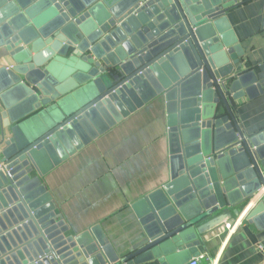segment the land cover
<instances>
[{
    "label": "water",
    "instance_id": "water-1",
    "mask_svg": "<svg viewBox=\"0 0 264 264\" xmlns=\"http://www.w3.org/2000/svg\"><path fill=\"white\" fill-rule=\"evenodd\" d=\"M247 1L0 0L16 63L0 72V92L9 89L0 264H185L199 257L206 231L234 225L264 191V132L248 136L233 113L258 83L240 70L244 52L227 18ZM160 96L171 180L133 206L146 242L119 260L99 227L77 234L58 220L41 179Z\"/></svg>",
    "mask_w": 264,
    "mask_h": 264
},
{
    "label": "crops",
    "instance_id": "crops-1",
    "mask_svg": "<svg viewBox=\"0 0 264 264\" xmlns=\"http://www.w3.org/2000/svg\"><path fill=\"white\" fill-rule=\"evenodd\" d=\"M227 18L244 52L240 70L253 72L258 82L252 98L234 102L233 113L241 130L255 136L264 132V0H249L230 10ZM9 41L0 31V72L16 66ZM8 90L0 92V112L6 114L1 96ZM167 117L166 101L160 96L108 128L41 179L58 220L77 234L99 227L119 260L146 242L144 226L133 206L171 180ZM100 120L101 126H106V120ZM259 166L264 175V159ZM263 195L260 191L254 196L231 228L216 225L203 234L198 247L199 257L203 256L200 264L263 261L258 248L264 246V212L256 211ZM142 264L170 262L165 257V261L155 258Z\"/></svg>",
    "mask_w": 264,
    "mask_h": 264
},
{
    "label": "built area",
    "instance_id": "built-area-1",
    "mask_svg": "<svg viewBox=\"0 0 264 264\" xmlns=\"http://www.w3.org/2000/svg\"><path fill=\"white\" fill-rule=\"evenodd\" d=\"M1 168V165H0ZM259 252L262 254L263 256V261L260 264H264V246H259ZM201 259H203V256L191 259L190 261H188L185 264H200Z\"/></svg>",
    "mask_w": 264,
    "mask_h": 264
}]
</instances>
